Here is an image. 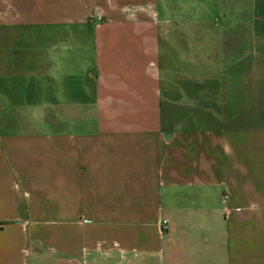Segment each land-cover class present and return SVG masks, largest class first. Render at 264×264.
Listing matches in <instances>:
<instances>
[{
    "label": "crops",
    "instance_id": "crops-1",
    "mask_svg": "<svg viewBox=\"0 0 264 264\" xmlns=\"http://www.w3.org/2000/svg\"><path fill=\"white\" fill-rule=\"evenodd\" d=\"M46 253L264 264V0H0V264Z\"/></svg>",
    "mask_w": 264,
    "mask_h": 264
},
{
    "label": "rangeland",
    "instance_id": "rangeland-1",
    "mask_svg": "<svg viewBox=\"0 0 264 264\" xmlns=\"http://www.w3.org/2000/svg\"><path fill=\"white\" fill-rule=\"evenodd\" d=\"M52 256L50 255V253H46L45 256H43V263L44 264H50V262L52 261Z\"/></svg>",
    "mask_w": 264,
    "mask_h": 264
},
{
    "label": "built area",
    "instance_id": "built-area-1",
    "mask_svg": "<svg viewBox=\"0 0 264 264\" xmlns=\"http://www.w3.org/2000/svg\"><path fill=\"white\" fill-rule=\"evenodd\" d=\"M164 226H165V222L162 221V222H161V225H160V229L163 230V229L165 228Z\"/></svg>",
    "mask_w": 264,
    "mask_h": 264
}]
</instances>
